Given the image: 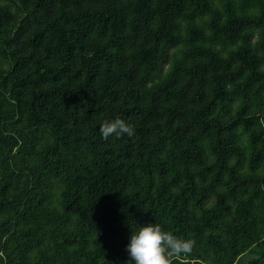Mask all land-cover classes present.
<instances>
[{
    "label": "trees",
    "instance_id": "16d2710c",
    "mask_svg": "<svg viewBox=\"0 0 264 264\" xmlns=\"http://www.w3.org/2000/svg\"><path fill=\"white\" fill-rule=\"evenodd\" d=\"M145 223L264 264V0H0V264H131Z\"/></svg>",
    "mask_w": 264,
    "mask_h": 264
},
{
    "label": "clouds",
    "instance_id": "9594fccd",
    "mask_svg": "<svg viewBox=\"0 0 264 264\" xmlns=\"http://www.w3.org/2000/svg\"><path fill=\"white\" fill-rule=\"evenodd\" d=\"M134 131L133 126L120 117L107 120L99 127L100 136L105 140L110 136L132 137ZM193 246L191 239L163 231L159 224L145 223L131 232L125 250L131 264H170L171 256L190 254Z\"/></svg>",
    "mask_w": 264,
    "mask_h": 264
},
{
    "label": "rangeland",
    "instance_id": "374dc122",
    "mask_svg": "<svg viewBox=\"0 0 264 264\" xmlns=\"http://www.w3.org/2000/svg\"><path fill=\"white\" fill-rule=\"evenodd\" d=\"M243 264H248V260L252 258L251 254L247 253L243 257Z\"/></svg>",
    "mask_w": 264,
    "mask_h": 264
}]
</instances>
